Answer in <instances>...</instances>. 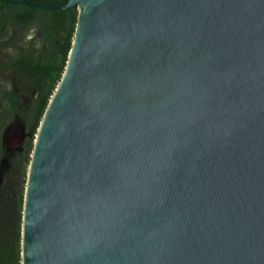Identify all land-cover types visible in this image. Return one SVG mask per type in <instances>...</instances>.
<instances>
[{"label": "water", "instance_id": "1", "mask_svg": "<svg viewBox=\"0 0 264 264\" xmlns=\"http://www.w3.org/2000/svg\"><path fill=\"white\" fill-rule=\"evenodd\" d=\"M4 1L78 13L21 264H264V0Z\"/></svg>", "mask_w": 264, "mask_h": 264}, {"label": "trees", "instance_id": "2", "mask_svg": "<svg viewBox=\"0 0 264 264\" xmlns=\"http://www.w3.org/2000/svg\"><path fill=\"white\" fill-rule=\"evenodd\" d=\"M24 1L28 4L57 8L65 5L68 0ZM77 14L76 6L65 11H49L0 1V38L6 36L9 25L25 29L38 23L45 31L43 47L36 57L29 51H21L15 58L0 64V69L8 68L14 73L37 79L35 94L24 104L22 94L14 92L6 79L0 76V163L7 127L16 117L22 121L20 163L9 166L0 174V264H21V232L27 170L40 122L64 73ZM11 44V41L1 43L0 48Z\"/></svg>", "mask_w": 264, "mask_h": 264}, {"label": "rangeland", "instance_id": "3", "mask_svg": "<svg viewBox=\"0 0 264 264\" xmlns=\"http://www.w3.org/2000/svg\"><path fill=\"white\" fill-rule=\"evenodd\" d=\"M6 33V36L0 38V44L9 43L10 41L12 44L11 46L0 48V64L8 59L15 58L21 51H29L33 57H36L43 47L45 31L38 23L25 29L15 25H9ZM0 76L6 79L14 92L22 94L21 99L24 104L35 94L36 77H27L20 73H14L8 68H1ZM10 124L4 135V149L0 163V174L9 166L20 163L22 121L19 117H16Z\"/></svg>", "mask_w": 264, "mask_h": 264}, {"label": "bare ground", "instance_id": "4", "mask_svg": "<svg viewBox=\"0 0 264 264\" xmlns=\"http://www.w3.org/2000/svg\"><path fill=\"white\" fill-rule=\"evenodd\" d=\"M81 5V0H78V6H80Z\"/></svg>", "mask_w": 264, "mask_h": 264}]
</instances>
